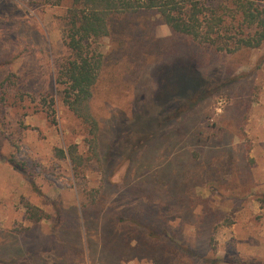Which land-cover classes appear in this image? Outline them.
<instances>
[{"label": "rangeland", "instance_id": "1", "mask_svg": "<svg viewBox=\"0 0 264 264\" xmlns=\"http://www.w3.org/2000/svg\"><path fill=\"white\" fill-rule=\"evenodd\" d=\"M52 3L0 0V264H105L84 233L91 201L96 241L159 243L156 261L119 264H264V47L235 50L230 19L204 43L153 11L115 16L90 42L93 157L56 80L66 6Z\"/></svg>", "mask_w": 264, "mask_h": 264}, {"label": "trees", "instance_id": "2", "mask_svg": "<svg viewBox=\"0 0 264 264\" xmlns=\"http://www.w3.org/2000/svg\"><path fill=\"white\" fill-rule=\"evenodd\" d=\"M214 1L53 0V5L66 6L63 34L68 51L58 66L56 80L65 85L64 102L68 109L88 127V143L93 157L98 155V125L91 114L90 101L101 68V54L91 48V40L108 37L111 34V22L117 15L153 11L173 33L204 43H215L213 35L218 36V31L228 24L229 19L230 23L238 21L241 24L242 36L237 39L234 49L264 47V0H216L217 6L212 7ZM226 4H232V8ZM229 11L231 14H227ZM225 31L227 32L226 29ZM59 152L63 155V151ZM68 155L74 168L78 169L83 165V158L74 149L69 148ZM13 167L22 171L15 163ZM24 207L31 221L52 219L27 202L24 203ZM85 208L88 218H85L84 233L88 244L93 243L103 263L119 264L124 256L127 257L126 260L145 258L156 261L154 258L160 250L159 243H151L147 237L136 239V245L131 246V241L119 237L112 229L106 228L103 233L100 232L102 241L100 238L96 241L97 234L94 229L96 216L90 210L97 208V205L91 201L85 204ZM146 215L147 218L154 219L151 209L147 210ZM108 219L109 215L105 220ZM80 234V231H77V235ZM90 251L92 252L91 247Z\"/></svg>", "mask_w": 264, "mask_h": 264}]
</instances>
